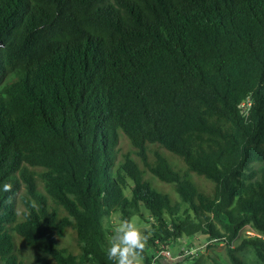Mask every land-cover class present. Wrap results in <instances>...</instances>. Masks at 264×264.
<instances>
[{"label": "trees", "instance_id": "1", "mask_svg": "<svg viewBox=\"0 0 264 264\" xmlns=\"http://www.w3.org/2000/svg\"><path fill=\"white\" fill-rule=\"evenodd\" d=\"M111 214L264 264V0H0V264H113Z\"/></svg>", "mask_w": 264, "mask_h": 264}, {"label": "rangeland", "instance_id": "2", "mask_svg": "<svg viewBox=\"0 0 264 264\" xmlns=\"http://www.w3.org/2000/svg\"><path fill=\"white\" fill-rule=\"evenodd\" d=\"M166 187V186H165ZM184 209V205L181 206V210ZM147 215V213H145ZM138 227L142 230L148 229L149 224L140 219L137 215L131 216ZM119 215L111 214L109 217L103 219V227L106 231V237L110 235V229L112 225L118 222ZM240 239H236L233 243V247L237 246ZM207 240L202 235H196L191 238H180L176 242L171 243L165 249L157 252L155 259L151 260V264H230L228 256L226 254L224 245H207ZM187 251L188 254H184ZM182 252V253H181ZM237 255L244 261L245 264H258L254 251L251 248H245L237 252ZM145 264V263H143Z\"/></svg>", "mask_w": 264, "mask_h": 264}, {"label": "clouds", "instance_id": "3", "mask_svg": "<svg viewBox=\"0 0 264 264\" xmlns=\"http://www.w3.org/2000/svg\"><path fill=\"white\" fill-rule=\"evenodd\" d=\"M13 185H3V192H12ZM11 202V197L8 198ZM151 233L142 230L131 218H122L114 223L107 238L105 253L113 264H143V253Z\"/></svg>", "mask_w": 264, "mask_h": 264}, {"label": "built area", "instance_id": "4", "mask_svg": "<svg viewBox=\"0 0 264 264\" xmlns=\"http://www.w3.org/2000/svg\"><path fill=\"white\" fill-rule=\"evenodd\" d=\"M242 233H244L245 235H247L248 237H254V236H258V237H260V235L259 234H257L256 232H254L250 227H248V226H246L244 229H243V232ZM221 245H222V243H221ZM188 251V250H187ZM187 251H185L184 252V250H183V252H184V254H188V252ZM163 252H167V251H161V254L163 253ZM182 253V252H181ZM167 255H168V252H167Z\"/></svg>", "mask_w": 264, "mask_h": 264}]
</instances>
